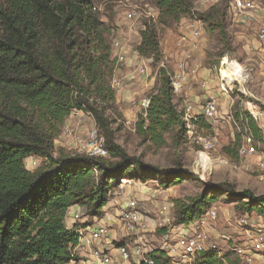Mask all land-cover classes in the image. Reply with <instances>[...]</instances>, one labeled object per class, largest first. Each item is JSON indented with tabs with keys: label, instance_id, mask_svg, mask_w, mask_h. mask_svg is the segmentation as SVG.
Listing matches in <instances>:
<instances>
[{
	"label": "trees",
	"instance_id": "1",
	"mask_svg": "<svg viewBox=\"0 0 264 264\" xmlns=\"http://www.w3.org/2000/svg\"><path fill=\"white\" fill-rule=\"evenodd\" d=\"M97 1L0 0V264H70L79 245L78 225H66L72 207L86 209L92 221L104 216L120 179H144L147 173H155L169 188L189 174L181 163L172 169L147 165L116 142L111 116L118 114L112 86L116 63L112 27L100 17ZM227 1L201 15L208 30L216 31L223 42L227 41ZM154 2L160 25L195 16L194 0ZM141 38L139 54L152 58L155 65L162 63L156 25L147 23ZM158 79L147 118L139 119L138 134L161 148L171 133L177 146L185 130L182 113L174 104L164 67ZM75 112L94 118L105 138L108 158L54 155L55 140ZM235 121L262 139L249 112L239 110ZM240 142L237 135L234 147L239 149ZM232 150L225 149L227 153ZM29 158L42 164L28 171L25 162ZM221 194L232 197L238 211L264 216V195L208 183L201 194L176 201L173 226L201 219ZM168 230L162 228L159 234ZM151 257L155 264H172L161 250L153 251ZM197 262L240 264L229 253L201 256Z\"/></svg>",
	"mask_w": 264,
	"mask_h": 264
},
{
	"label": "rangeland",
	"instance_id": "2",
	"mask_svg": "<svg viewBox=\"0 0 264 264\" xmlns=\"http://www.w3.org/2000/svg\"><path fill=\"white\" fill-rule=\"evenodd\" d=\"M256 2L264 9V0H256ZM223 4V0H217L214 7H221ZM96 5L102 20L112 27L111 43L113 44L116 40L121 41L127 57L124 63H119L116 59L118 68L113 77L118 81V86L114 88L116 96H122L128 89H131L133 93V97L125 102L121 100L117 103L116 101L118 114L111 113L115 121L112 128L115 130L116 142L128 155L140 157L147 165L159 169H172L177 167V163H181L183 169L189 173L182 182L169 188L161 184L162 177L155 173H147L144 179L130 178L134 181V185L124 189L117 187L110 195L112 205L119 207L127 198H135L142 204L145 216L154 217L159 210H165L171 217L175 212L177 200L187 201L201 194L208 183L227 184L231 185L236 192L249 190L256 196L264 195V171L260 169V158L264 152V44H259L256 39V30L264 24V19L260 17L264 16V12H259L257 21L253 24L238 23V19L234 20L228 15L225 22L227 41L223 42L218 38L216 31L208 30V24L201 18V15L208 13L213 6L199 8V0H194L193 3L194 9L197 8L194 18H184L179 23L169 26L159 24V10L154 0H98ZM129 5L140 8L141 16L134 21H128L125 18V13L130 10ZM153 17H155L154 20ZM191 19L200 20L203 26L201 38L203 55L196 56L190 64L191 69L200 65L197 75L199 81L194 84L196 85L194 88H198L199 93L203 91L200 89V84L208 80L201 79L200 75L202 71H210L212 79L211 82L208 81L210 88L206 91L208 95L212 94L217 98L219 115L214 120H208L201 115L207 100L203 98L195 105L198 108L196 109L198 118L195 126L191 128V133L188 134L186 131L188 128H185L177 146L170 133L166 135L167 144L158 148L138 134L137 125L142 112L140 108H133L131 101L150 99L160 84L158 79L160 68L174 70L180 54L178 50L173 49V46L183 27L185 28L187 21ZM147 23L156 25L163 55L162 63L158 65L138 52L142 39L141 33L145 30ZM167 45L170 46V53L175 55L173 64L170 63L171 60H165L164 53ZM224 59L227 65L235 64L242 73L241 78L232 85L229 95L222 94L218 89V71ZM143 64L147 66L145 74L140 72ZM125 73L127 75H124ZM194 79L197 78L191 75L189 83ZM186 90L180 97H174V104L180 112H184L188 102L192 103L185 97ZM239 110L249 112L250 115L251 113L261 114L262 119L256 122L262 132L261 140L256 139L248 129H243L235 121V114ZM200 119H203L204 124ZM95 125L92 116L75 112L65 122L60 136L55 140L54 155L80 154L79 144L84 141L87 131ZM237 135L241 136L239 148L246 138H251L258 145L259 154L242 158L239 155V149L234 147ZM200 136L215 141L214 147L211 150H205L204 145L198 142ZM227 147H233L231 153L225 151ZM40 164H42L41 160ZM211 210L217 214V220L212 226L213 235H224L228 238L227 241L221 239L218 241L222 256L229 253L231 258H238L240 264H264V248L257 247L255 237V233L261 230L264 244V216L238 211L236 202L228 194H221ZM159 230L161 229L157 230V234L162 235V233L159 234ZM234 245H238L248 254L244 256L232 254L229 249Z\"/></svg>",
	"mask_w": 264,
	"mask_h": 264
},
{
	"label": "built area",
	"instance_id": "3",
	"mask_svg": "<svg viewBox=\"0 0 264 264\" xmlns=\"http://www.w3.org/2000/svg\"><path fill=\"white\" fill-rule=\"evenodd\" d=\"M216 2L217 0H199V8L215 6ZM129 6L130 10L125 13V18L128 21H134L141 16L140 8ZM195 10L197 8L193 10L194 13ZM260 11L264 12V9L257 4L256 0H230L229 2L228 15L234 20L238 19V23H255ZM154 19L155 17H153ZM202 34L201 21L191 19L187 21L185 28L183 27L177 36L175 49L179 51L180 59L173 71H168L164 67L170 79L174 97H180L188 88L191 75H194L195 78L198 77L200 65L191 69L190 64L201 50ZM256 39L259 44H264V24L256 30ZM112 51L119 63L126 61L127 57L121 41L116 40L112 44ZM163 65L165 66L164 63ZM225 65H227V61L224 59L218 71V89L222 94L229 95L232 91V85L241 78L242 73L241 69L238 71L233 63L227 65L226 68ZM146 68V64H143L140 72L145 74ZM225 72H227V77H224ZM112 86L113 88L118 86L116 78H113ZM200 86L207 90L209 82H201ZM131 106L140 108L141 117L146 119L150 99L140 101L133 99ZM181 113L184 127L188 128L186 131L190 134L191 128L195 126L198 118L193 104L188 102L184 112ZM201 115L208 120H214L218 117L219 105L214 95H208ZM251 116L255 122L262 119L260 113H251ZM246 139L239 148V155L242 158H249L259 154L258 145L251 138ZM198 142L204 145L205 150H211L215 145V141L204 139L201 136L198 137ZM79 152L80 155L92 158L109 157L105 138L97 125L87 131L84 141L79 144ZM261 156L260 169L264 171V152ZM39 161L36 158H29L25 162L26 169L28 171L37 169ZM133 185V180L123 178L120 179L118 187L124 189ZM110 204L112 201L108 202L102 218H93L92 221L86 215V209L80 206H75L77 209L72 207L69 210L68 215L72 221L70 228L78 225L76 233L79 236V245L75 249V259L70 264H116V259L111 251H116V257L120 260L127 262L133 259L136 264H155L151 254L156 250L165 252L172 264H199L197 260L202 254L204 256L210 254L222 256L218 241L220 239L227 241L228 238L224 235H213L212 226L217 220V214L211 209L201 219L189 225L173 226L174 215L170 217L168 211L159 210L154 217L145 216L142 204L135 198H127L119 208L115 206L114 213H106ZM159 228H169V230L167 233L158 235L157 230ZM261 234V230L255 233L256 245L260 249L261 247L264 248ZM122 239L127 240L123 241ZM229 252L237 256L248 254L238 245H234L229 249ZM248 261L250 260L248 259Z\"/></svg>",
	"mask_w": 264,
	"mask_h": 264
},
{
	"label": "crops",
	"instance_id": "4",
	"mask_svg": "<svg viewBox=\"0 0 264 264\" xmlns=\"http://www.w3.org/2000/svg\"><path fill=\"white\" fill-rule=\"evenodd\" d=\"M261 12V11H260ZM259 16V15H258ZM260 17H262L261 19H264V16H260ZM202 48H203V43L201 44V50L199 51V53H198V56H202L203 55V50H202ZM166 50H165V60L166 61H169V60H171V64H173L174 63V56L175 55H173V54H171L170 52H171V49H170V46H166V48H165ZM173 49H175V46H173ZM114 57H115V55H114ZM199 58V57H198ZM115 61H116V58H115ZM118 63H115V72H116V68H118V65H117ZM130 67V66H129ZM118 72H119V70H118ZM201 73V72H200ZM124 75H127V73H125ZM202 78L201 79H206V80H208L209 82H211V79H212V76H211V74H210V71H208V70H205V71H202V73H201V75H200ZM199 81V77H197V79H194V80H192L191 81V83L189 84V86H188V89L186 90V92H185V97L189 100V101H191L192 102V104H193V106H194V108L196 107L195 105H197V103H199V102H201L200 100H202L203 98H207V96H208V91H206V89H203V88H201V86H200V89L201 90H203L202 92H200L199 93V90H198V88H194V86H196V85H194V84H196L197 82ZM209 88H210V84H209ZM208 88V89H209ZM205 92V93H204ZM132 90L131 89H128L122 96L120 95V96H116V101H117V103H120L121 102V100L123 101V102H125L127 99H130V98H132L133 96H132ZM196 109H198L197 107L195 108V111H196ZM198 111V110H197ZM80 114L81 113H83V112H79ZM72 115H74V114H72ZM71 115V116H72ZM70 116V117H71ZM115 207V205H112V204H110L109 206H108V208L106 209V213H114L115 212V210H114V212H113V208ZM117 208H119V207H117ZM73 209H77L76 207L75 208H73ZM66 225L70 228L71 226H72V221H71V219H70V217H69V215H67V218H66ZM123 241L124 240H127V239H122ZM121 241V240H120ZM111 254H113V256L115 257V259H116V264H133V262L136 264V262L132 259V260H130V261H127V262H124L123 260H120L119 258H117L116 256H117V253H116V251H111Z\"/></svg>",
	"mask_w": 264,
	"mask_h": 264
},
{
	"label": "bare ground",
	"instance_id": "5",
	"mask_svg": "<svg viewBox=\"0 0 264 264\" xmlns=\"http://www.w3.org/2000/svg\"><path fill=\"white\" fill-rule=\"evenodd\" d=\"M234 66L236 67V69H237L238 71H240V68H238L235 64H234ZM224 77H227V72L224 73Z\"/></svg>",
	"mask_w": 264,
	"mask_h": 264
}]
</instances>
